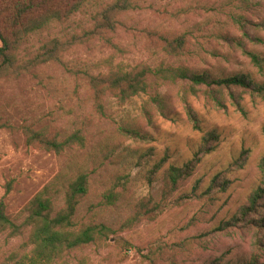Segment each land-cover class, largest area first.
Returning a JSON list of instances; mask_svg holds the SVG:
<instances>
[{
	"label": "rangeland",
	"instance_id": "rangeland-1",
	"mask_svg": "<svg viewBox=\"0 0 264 264\" xmlns=\"http://www.w3.org/2000/svg\"><path fill=\"white\" fill-rule=\"evenodd\" d=\"M110 1L91 0L64 29L70 34L87 29L93 13ZM134 5L120 17L123 28L108 35L119 51L96 39L70 50L60 63L0 80V123L12 127L0 129V198L6 182L14 181L4 197L6 215L21 224L28 202L56 183L66 165L86 167L94 172L75 218L82 225H103L112 232L96 244L63 254L55 264H240L251 258L264 262V229L256 233L239 223L217 231L248 204L260 183L264 103L259 98L239 88L198 87L183 101L185 83H170L156 90L163 98L162 109L148 95L120 104L106 92L101 114L93 90L75 74L107 73L108 63H164L205 71L213 78L249 75L264 83V70L259 72L237 42L230 41L238 39L245 50L264 57V0H134ZM236 17L260 42L242 37ZM60 31L52 25L30 36L21 56H32ZM184 33L188 36L183 52L163 51L159 37L173 40ZM189 110L197 123L189 118ZM23 127L59 140L80 131L85 146L62 154L47 152L27 144ZM122 129L138 131L140 137ZM209 132L217 140L204 151L202 139ZM192 160L190 174L171 189L168 168ZM109 190L119 194L113 204H105L102 197ZM55 202L63 206L62 194ZM147 202V208L140 207ZM255 218L264 220V208ZM28 233L29 228L17 237L0 234V264L28 251Z\"/></svg>",
	"mask_w": 264,
	"mask_h": 264
},
{
	"label": "trees",
	"instance_id": "trees-1",
	"mask_svg": "<svg viewBox=\"0 0 264 264\" xmlns=\"http://www.w3.org/2000/svg\"><path fill=\"white\" fill-rule=\"evenodd\" d=\"M91 0H0V80L7 78H21L29 74L34 68L47 63H60L62 57L70 50L84 46L96 39H103L119 51L108 38L124 24L120 17L132 12L135 9L134 0H111L95 11L91 17L92 24L80 32L70 34L64 25L76 13ZM242 31V37L252 39L244 30L243 19H233ZM52 25L61 27L60 36H53L41 43L36 52L28 57L21 56L22 45L27 39ZM187 33H184L173 40L159 37L164 44L163 51L177 55L183 52L187 43ZM228 40L227 37H223ZM236 45L242 48V53L249 58L252 65L263 72L264 57L243 48L241 41ZM114 64V63H113ZM108 63L107 73L91 75L88 72L76 71L88 83L95 94V108L103 114L104 107L100 102L106 92L113 94L120 104L131 100L139 95H148L150 102L162 109L163 98L156 90L163 84L185 83L180 97L186 100L188 94L194 95L198 87L211 89L239 88L247 90L252 96L259 98L264 103V83L253 80L249 75H235L223 78H213L207 72H190L179 66L159 63L155 66L137 65L126 67L123 63L113 65ZM155 90V93L152 92ZM189 118L197 123L195 115L188 111ZM1 128H9L6 123H0ZM26 142L31 146H38L40 149L55 154H62L74 147L83 149L85 146L84 136L80 131H73L62 140L55 137L49 138L43 132L34 131L30 127H23ZM133 136L140 137L138 131H126ZM264 137V128L262 130ZM217 140L214 132H209L202 139V148L208 151L210 142ZM243 155L240 157V159ZM239 159V160H240ZM193 161L184 164L182 167L171 165L166 173V182L171 189H174L178 181L187 177L192 168ZM64 173L57 177V182L51 183L40 190L26 205L27 213L21 224H15L5 212L4 197L11 192L13 180L4 185V195L0 198V234L8 233L9 237L21 236L29 228L25 242L28 251L20 256H13L9 264H55L62 255L83 249L96 244L112 231L103 225L93 223L80 224L75 218L80 201L88 194L89 176L94 171H88L85 167H74L66 165ZM259 173L261 175L258 187L251 193L248 204L243 206L238 213L228 222H224L217 231H225L239 223L254 228L256 233L264 229V220L255 217L260 215L264 208V155L259 162ZM119 180H122L119 179ZM215 181L213 182V184ZM62 194L63 206L57 207L56 200ZM119 194L114 191H107L103 194L105 204L116 202ZM151 202L141 204L140 207L147 208ZM154 211V210H153ZM153 211H148L153 212ZM240 264H264L251 258Z\"/></svg>",
	"mask_w": 264,
	"mask_h": 264
}]
</instances>
